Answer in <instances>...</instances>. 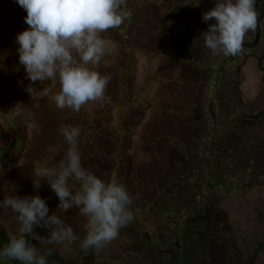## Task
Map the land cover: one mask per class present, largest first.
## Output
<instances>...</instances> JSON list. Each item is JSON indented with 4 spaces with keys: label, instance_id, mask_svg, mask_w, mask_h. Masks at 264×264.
Listing matches in <instances>:
<instances>
[{
    "label": "rangeland",
    "instance_id": "374dc122",
    "mask_svg": "<svg viewBox=\"0 0 264 264\" xmlns=\"http://www.w3.org/2000/svg\"><path fill=\"white\" fill-rule=\"evenodd\" d=\"M215 2L126 0L131 19L103 34L110 47L95 67L111 76V102L73 112L46 97L33 103L24 90L31 81L15 38L28 28L27 13L0 0V200L37 194L34 166L62 158L66 124L81 129L82 166L134 198V220L110 244L56 245L65 264H264V1L256 0L257 30L235 57L205 47L202 34L214 21L202 14ZM18 102L35 113L36 127L9 117ZM41 185L51 215L59 200L46 180ZM61 219L84 237L78 209ZM18 227L16 214L0 208V248ZM6 262L19 264L0 258Z\"/></svg>",
    "mask_w": 264,
    "mask_h": 264
},
{
    "label": "clouds",
    "instance_id": "9594fccd",
    "mask_svg": "<svg viewBox=\"0 0 264 264\" xmlns=\"http://www.w3.org/2000/svg\"><path fill=\"white\" fill-rule=\"evenodd\" d=\"M15 2L27 13L24 22L28 28L16 34L15 42L25 79L31 81L24 90L32 102L46 97L57 109L73 112H79L89 102L101 107L110 103L106 90L111 76L102 75L95 67L110 47L103 34L131 19V11L124 7L126 0ZM255 5L256 0H216L215 6L202 14L204 22L214 21L202 34L205 47L216 55L242 54L245 35L258 27ZM36 82L44 86L37 90ZM8 115L36 127L35 113L22 102L16 103ZM59 135L67 144L62 158L53 166H34L32 182L37 194L0 200V208L15 213L19 225L17 232L8 233L0 258L19 264H48L56 245L70 246L77 240L85 251L101 249L117 239L120 230L135 218L134 198L122 183L115 179L105 182L82 166L78 150L80 127L62 125ZM41 180L47 181L59 200L51 215L46 200L38 194ZM73 208L87 218L82 239L61 219V214ZM35 227L46 229L48 235H40ZM32 240L38 241L40 247Z\"/></svg>",
    "mask_w": 264,
    "mask_h": 264
},
{
    "label": "trees",
    "instance_id": "16d2710c",
    "mask_svg": "<svg viewBox=\"0 0 264 264\" xmlns=\"http://www.w3.org/2000/svg\"><path fill=\"white\" fill-rule=\"evenodd\" d=\"M260 0H258V2H259ZM264 1V0H263ZM257 2V3H258ZM257 7H258V4H257ZM256 7V8H257ZM258 9V8H257ZM207 180H209L210 179V175H207L206 177H205ZM207 184H209V183H207ZM64 259L62 258V257H60L59 255H57L54 251H53V254L52 255H50V256H48V264H65L64 263ZM4 264H7V262L6 263H4ZM9 264H15V263H13V262H10Z\"/></svg>",
    "mask_w": 264,
    "mask_h": 264
}]
</instances>
